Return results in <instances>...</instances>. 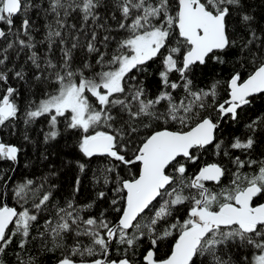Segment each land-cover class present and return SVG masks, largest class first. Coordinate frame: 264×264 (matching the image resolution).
I'll use <instances>...</instances> for the list:
<instances>
[{"label":"snow or ice","instance_id":"1","mask_svg":"<svg viewBox=\"0 0 264 264\" xmlns=\"http://www.w3.org/2000/svg\"><path fill=\"white\" fill-rule=\"evenodd\" d=\"M254 21L247 0H0V128L22 116L31 142L27 131L43 118L45 144L75 136L81 175L102 161L91 170L95 199L76 200L78 175L72 198L53 204L43 223L56 186L45 191L47 177L16 184L18 210L0 176V264L14 243V264H37L27 254L38 238L60 251L56 264H264V158H254L264 114L243 136L220 138L223 124L241 123L264 95V29L258 35ZM241 29L239 53L259 55L251 71L242 64L223 81L220 102L222 81L197 88L193 73L226 64ZM210 146L220 161L190 174ZM21 151L0 139V160L17 162Z\"/></svg>","mask_w":264,"mask_h":264},{"label":"trees","instance_id":"2","mask_svg":"<svg viewBox=\"0 0 264 264\" xmlns=\"http://www.w3.org/2000/svg\"><path fill=\"white\" fill-rule=\"evenodd\" d=\"M247 4L249 14H253L255 16L253 26L258 30L257 34L262 35L259 30L264 29V0H247ZM33 18L35 19L34 16ZM19 19L20 18L17 17V24H19ZM43 22L44 21L42 19L36 21V26L40 29L39 32L34 33L37 40L42 38L43 28L40 26ZM109 23L114 24L113 21H109ZM241 36L246 39L248 37V30H240L237 36V47L227 53L225 57L227 60L226 64L219 65L209 61V63L205 66H197L193 73L194 83L197 88L207 89L214 81H222V84L218 89L220 102L227 98V86L223 83V81H226L230 74L234 71H243L241 68L242 64L245 65L248 71H251L249 62L252 60L253 55H259L256 52V47H252L246 56L239 53V37ZM40 50L43 51V47H41ZM80 55H82V53H77V59H79ZM24 58L25 57L22 54L19 63H23ZM157 64L158 62L150 63L148 73H154L157 69ZM148 79L154 83L156 78L153 75L149 76ZM14 86L21 88L27 87L20 84H15ZM21 107L23 108V103L21 104ZM261 114H264V95H256L252 98L251 105L246 106L244 111L241 112V123L233 124L228 122L222 125L220 138L227 142L233 136H243L247 133V129L244 125L251 119H254ZM14 123L16 125L15 128H0V139H3L4 142L16 144L22 147V151L18 156L17 162L0 160V176H2L5 180H8L6 188L8 192L7 203L11 206L17 207L19 210L20 205H18L12 198V190L15 185L23 182L25 179H33L39 183L42 178L47 177L44 190H48L51 185H55L56 187L52 188L54 199L49 204L48 210L41 214V223H43V218L53 214V204L59 203L62 206L65 200L72 198L76 177L81 175L75 163V161L80 158V154L74 144L75 136L67 132H62V135L58 137L57 140L50 141L48 144H45L41 128L46 130L47 125L45 120L41 118L38 123L31 125L28 129L27 134L31 138V142H28L23 140V134L25 133L23 117L21 116V118ZM258 136L259 141L254 153V158H264V156H261V154L264 153V133L258 132ZM236 154L240 153L236 152ZM44 156H47V159H44ZM220 159L221 157H218L215 154L214 147L210 146L207 151L202 152L200 161L196 165H189V173L194 174L203 163L218 162ZM69 161H71V163H69ZM224 161L227 163V158H224ZM101 165L102 161L93 159L90 163V170L87 174L81 175L82 183L80 191L76 194V200L79 203L84 204L90 202L95 199L96 193L101 190L100 185L93 183L91 171ZM228 166L232 167L230 164ZM132 171L135 172L136 168H133ZM50 173H55V175H50ZM122 174L127 176L126 172ZM0 186H3L2 180H0ZM108 195L111 197L112 193L109 192ZM25 206H30V204ZM107 206V200L98 201L97 206L92 211L96 214ZM42 243H46L49 248L52 247L50 241H41L38 238L37 241L30 246L31 250L27 255L38 256L37 264H55L57 258L61 254L60 251L57 250L55 252H49L46 248L40 247ZM85 243H87V241H85ZM147 245L148 242L145 241L144 247H147ZM14 249H16L15 243L8 250L6 259L9 261V264H14ZM142 251L143 248L141 249V252ZM27 255L25 256V259H27ZM136 259H142L140 253L137 254Z\"/></svg>","mask_w":264,"mask_h":264},{"label":"water","instance_id":"3","mask_svg":"<svg viewBox=\"0 0 264 264\" xmlns=\"http://www.w3.org/2000/svg\"><path fill=\"white\" fill-rule=\"evenodd\" d=\"M259 95V94H258ZM10 205V204H9ZM11 206V205H10ZM56 264V263H55Z\"/></svg>","mask_w":264,"mask_h":264}]
</instances>
